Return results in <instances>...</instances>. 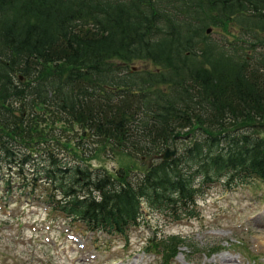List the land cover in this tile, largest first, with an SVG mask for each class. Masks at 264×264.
I'll list each match as a JSON object with an SVG mask.
<instances>
[{
	"label": "trees",
	"instance_id": "obj_1",
	"mask_svg": "<svg viewBox=\"0 0 264 264\" xmlns=\"http://www.w3.org/2000/svg\"><path fill=\"white\" fill-rule=\"evenodd\" d=\"M46 107L83 133L39 149L33 114ZM263 134L264 0H0L5 195L125 236L142 208L178 221L213 185L264 183ZM184 137L182 152L159 158ZM96 138L117 170L84 165ZM134 156L151 160L139 174L123 163ZM185 241L154 236L144 250L166 264Z\"/></svg>",
	"mask_w": 264,
	"mask_h": 264
},
{
	"label": "rangeland",
	"instance_id": "obj_2",
	"mask_svg": "<svg viewBox=\"0 0 264 264\" xmlns=\"http://www.w3.org/2000/svg\"><path fill=\"white\" fill-rule=\"evenodd\" d=\"M208 31V35L213 32ZM34 113L40 135L47 140L38 143L39 149H59L58 141L83 133L80 124L60 117L52 108ZM191 139H177L169 148L175 146L178 155ZM103 142L92 141L84 165L92 170H117L120 157ZM150 162L139 156L123 158L136 174ZM8 173L0 170V175ZM15 177L11 181L17 184ZM4 190L0 182V264H165L160 252L147 253L144 248L149 238L169 235L184 237L186 246L166 264H264L263 182L232 191L213 185L197 200L191 214L178 221L142 208L139 225L125 236L88 234L78 224L68 225L63 216L48 214L43 203L22 196L16 188L8 196Z\"/></svg>",
	"mask_w": 264,
	"mask_h": 264
},
{
	"label": "water",
	"instance_id": "obj_3",
	"mask_svg": "<svg viewBox=\"0 0 264 264\" xmlns=\"http://www.w3.org/2000/svg\"><path fill=\"white\" fill-rule=\"evenodd\" d=\"M209 32V31H208ZM176 148L175 146L172 149L166 148L164 152L160 155L161 160H169L176 155Z\"/></svg>",
	"mask_w": 264,
	"mask_h": 264
},
{
	"label": "bare ground",
	"instance_id": "obj_4",
	"mask_svg": "<svg viewBox=\"0 0 264 264\" xmlns=\"http://www.w3.org/2000/svg\"><path fill=\"white\" fill-rule=\"evenodd\" d=\"M263 242V241H262ZM263 245H264V243H263Z\"/></svg>",
	"mask_w": 264,
	"mask_h": 264
}]
</instances>
